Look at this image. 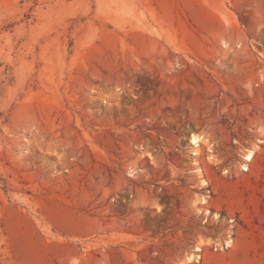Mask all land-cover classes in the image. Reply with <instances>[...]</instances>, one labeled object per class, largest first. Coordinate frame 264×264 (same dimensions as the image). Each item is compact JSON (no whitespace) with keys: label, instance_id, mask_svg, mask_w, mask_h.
<instances>
[{"label":"rangeland","instance_id":"1","mask_svg":"<svg viewBox=\"0 0 264 264\" xmlns=\"http://www.w3.org/2000/svg\"><path fill=\"white\" fill-rule=\"evenodd\" d=\"M257 143L264 255V0H0V264H186L226 214L185 162Z\"/></svg>","mask_w":264,"mask_h":264},{"label":"built area","instance_id":"2","mask_svg":"<svg viewBox=\"0 0 264 264\" xmlns=\"http://www.w3.org/2000/svg\"><path fill=\"white\" fill-rule=\"evenodd\" d=\"M257 85L259 86V83ZM262 145L257 143V149L246 148V154L238 155L241 160L235 159L230 164H223L221 160L209 161L204 154L201 158L195 154L196 157H191L192 161L185 162L188 167L183 169V176L189 177L187 173L190 172H195L200 176L201 185L194 186V188H198L197 194L206 198L207 202L199 205L209 210H222L228 216L227 218L226 215L219 214L222 218L211 220L204 226L205 232H201V236L208 243L205 242L201 247H196L192 260L187 264H201L215 254H226L238 246L241 239L240 220L246 210L247 193L242 185L235 186V180L240 174L246 177L252 174L254 161L258 157V152L263 149ZM219 195L221 200L218 199ZM257 209L254 224L257 233L261 234L264 233V202H261ZM204 211L206 214L209 213L207 210ZM207 222L208 218H205L204 224Z\"/></svg>","mask_w":264,"mask_h":264},{"label":"crops","instance_id":"3","mask_svg":"<svg viewBox=\"0 0 264 264\" xmlns=\"http://www.w3.org/2000/svg\"><path fill=\"white\" fill-rule=\"evenodd\" d=\"M250 244L246 238H241L235 249L220 257L211 256L201 264H263L264 255L252 252L253 244L252 247L249 246ZM248 247H251L250 250Z\"/></svg>","mask_w":264,"mask_h":264},{"label":"bare ground","instance_id":"4","mask_svg":"<svg viewBox=\"0 0 264 264\" xmlns=\"http://www.w3.org/2000/svg\"><path fill=\"white\" fill-rule=\"evenodd\" d=\"M203 139H204V137H198L197 135H193L192 136V140H191V142L195 145V146H198V144L199 143H202L203 142ZM251 152V151H250ZM195 154H197V152H195ZM207 201H206V198H203V197H201V199H200V203L202 204V203H206ZM192 260V255H190V257L187 259V262H186V264L188 263V262H190Z\"/></svg>","mask_w":264,"mask_h":264}]
</instances>
